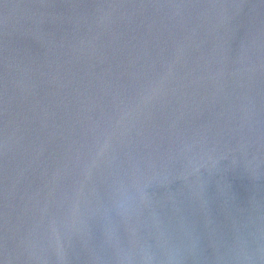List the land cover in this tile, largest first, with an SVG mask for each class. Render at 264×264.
<instances>
[{"label":"water","instance_id":"water-1","mask_svg":"<svg viewBox=\"0 0 264 264\" xmlns=\"http://www.w3.org/2000/svg\"><path fill=\"white\" fill-rule=\"evenodd\" d=\"M145 246L264 264V0H0V264Z\"/></svg>","mask_w":264,"mask_h":264},{"label":"clouds","instance_id":"clouds-1","mask_svg":"<svg viewBox=\"0 0 264 264\" xmlns=\"http://www.w3.org/2000/svg\"><path fill=\"white\" fill-rule=\"evenodd\" d=\"M132 197L125 190H119L117 193V199L114 201L115 210L121 215H127L132 208ZM145 252L144 264H151L152 257L150 254V249L145 246L143 249Z\"/></svg>","mask_w":264,"mask_h":264}]
</instances>
